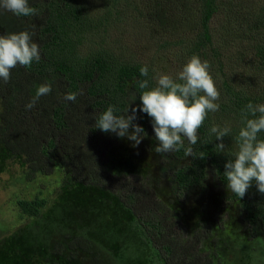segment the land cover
Instances as JSON below:
<instances>
[{
	"label": "trees",
	"instance_id": "16d2710c",
	"mask_svg": "<svg viewBox=\"0 0 264 264\" xmlns=\"http://www.w3.org/2000/svg\"><path fill=\"white\" fill-rule=\"evenodd\" d=\"M184 2L187 5L188 0ZM29 3L37 10L36 15L23 17L0 10V35L33 31V40L41 52L39 62L33 61L30 67L18 65L11 70L9 81L0 80V153L17 164L27 182L57 174L61 175L59 194L83 187L96 198L108 200L118 215L135 224L163 264H217V251L205 246V238L212 235L211 226H199L207 233L203 238L201 232L187 236L182 210L158 197L142 174L124 173L112 163L109 166L103 157L120 138L96 128V118L112 105L117 115L122 114L135 92L130 113L131 107L141 105L139 93L143 90L138 82L147 79L149 86L154 87L160 74L153 60H139L123 47L109 43L113 27L122 16L137 13L139 18L143 17L138 3L135 0H29ZM161 3L159 0L156 7ZM193 3L198 31L186 39H169L168 46L177 49V58L184 65L193 55L209 61L210 74L220 93L219 110L209 112L198 130V142L192 146L197 158L186 157L183 148L161 154L160 174L168 179L172 199L177 201H187L192 196L206 198L209 185L214 182L221 192L222 203L236 207L247 231L252 236L258 231L264 235V194L253 183L240 199L227 189L223 173L227 159L233 158L237 151L241 110L249 102L264 103V0H193ZM220 18L219 29L223 31L215 34L211 26ZM145 32H151V40L168 34L166 30L155 32L152 24ZM232 47L237 48L234 55L227 52ZM145 65L149 69L147 77L140 75V68ZM44 83L51 85V93L26 109L25 105ZM69 92L77 93L74 102L64 99ZM134 122L145 129L143 146L155 151L158 142L151 118L138 110ZM213 124L231 127L229 136L224 137V153H217L219 141L209 132ZM260 137L264 138V132ZM201 154L203 159L198 158ZM130 163L122 158L118 167L129 168ZM47 202L40 194L32 199L19 198L23 222L42 215ZM26 224L0 234V264H87L88 258H97L92 240L72 233L50 248L43 245L33 248Z\"/></svg>",
	"mask_w": 264,
	"mask_h": 264
},
{
	"label": "rangeland",
	"instance_id": "374dc122",
	"mask_svg": "<svg viewBox=\"0 0 264 264\" xmlns=\"http://www.w3.org/2000/svg\"><path fill=\"white\" fill-rule=\"evenodd\" d=\"M135 1L143 17L139 18L137 13L122 16L113 27L109 43L123 47L139 60H153L160 74L175 77L184 64L177 58V49L168 46V41L186 39L198 31L199 20L193 0H188L187 5L184 0H162L158 8L156 3L159 0ZM220 20H214L211 26L215 34L223 31L219 29ZM157 23L160 26L155 25ZM150 24L154 25L155 32L166 30L168 34L151 40V32H145ZM215 38L217 40V36ZM236 50L232 47L227 52L234 55ZM248 73L246 70L245 74ZM103 157L109 166L112 163L124 173L142 174L158 197L182 210L188 226L187 236L201 232L203 238L207 233L199 226H211L212 235L205 238V246L217 251V264H251L253 252L264 257V235L258 231L252 236L247 231L236 207L222 203L221 192L214 182L210 183L206 198L192 196L187 201H177L172 199L168 179L160 174L161 154L147 150L142 142L133 147L127 138H120ZM122 158L131 161L129 168L118 167ZM60 176L54 174L46 179L27 182L17 164L9 162L0 153V234L27 223L28 240L33 248L39 245L50 248L65 239L66 234L72 233L86 236L94 244L97 258H88L87 264H163L135 224L118 215L108 200L96 198L93 193L85 192L83 187L59 194ZM39 194L48 200L43 214L23 222L18 199H32ZM258 264H264V260Z\"/></svg>",
	"mask_w": 264,
	"mask_h": 264
},
{
	"label": "clouds",
	"instance_id": "9594fccd",
	"mask_svg": "<svg viewBox=\"0 0 264 264\" xmlns=\"http://www.w3.org/2000/svg\"><path fill=\"white\" fill-rule=\"evenodd\" d=\"M0 10L23 17L37 14L29 0H0ZM34 35L33 31L27 29L0 35V80L9 81L11 70L18 65L30 67L33 61H40L41 52L38 43L33 40ZM210 68L209 61L193 55L175 77L159 74L154 87L149 86V80H140L139 88L143 90L139 93L141 105L131 107L129 113V106L136 99V93H131L128 108L117 115L116 107L109 106L96 118V128L105 133H115L119 138H127L133 147H137L146 136L143 126L134 122L139 110L151 118L158 142L155 146L157 154L172 153L183 148L186 157L197 158L192 146L198 142V130L209 112L219 110L217 101L220 93ZM148 72L146 65L140 68L141 76L147 77ZM51 91L50 84H41L33 99L25 105L26 109L33 108L41 96ZM76 97L77 93L74 92L64 94L66 101L74 102ZM241 125L236 136L237 151L233 158L227 159L223 172L227 189L240 199L253 183L258 192L264 194V138L260 137V133L264 132V103L249 102L241 110ZM209 132L219 141L216 143L217 153H224V137L229 136L231 127L213 124ZM198 158L203 159V154ZM262 260L264 257L259 253H252L251 264H258Z\"/></svg>",
	"mask_w": 264,
	"mask_h": 264
}]
</instances>
